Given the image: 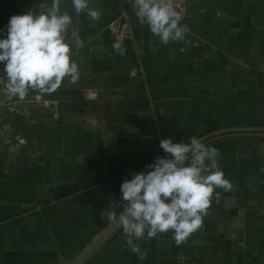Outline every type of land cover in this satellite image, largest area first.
Masks as SVG:
<instances>
[{"label": "crops", "instance_id": "crops-1", "mask_svg": "<svg viewBox=\"0 0 264 264\" xmlns=\"http://www.w3.org/2000/svg\"><path fill=\"white\" fill-rule=\"evenodd\" d=\"M39 2L0 0V38ZM120 2L89 0L100 18L77 23L63 0L85 44L77 83L19 100L0 64V264H71L110 225L121 183L165 155L160 139L264 127V0H185L190 31L167 45ZM206 145L233 188L198 232L137 241L141 260L119 228L85 264H264V135Z\"/></svg>", "mask_w": 264, "mask_h": 264}, {"label": "clouds", "instance_id": "clouds-1", "mask_svg": "<svg viewBox=\"0 0 264 264\" xmlns=\"http://www.w3.org/2000/svg\"><path fill=\"white\" fill-rule=\"evenodd\" d=\"M141 25L160 42L182 41L190 31L182 24L183 16L173 0H129ZM76 22L84 15L92 21L100 18L99 10L89 6V0H71ZM74 17L64 10L63 0H40L23 14L12 15L6 26V38H0V64L6 76L8 92L25 100L29 91L55 93L65 80L75 84L80 69L73 60L74 50L85 47L79 29L73 27ZM120 55L125 49L114 42ZM10 148L15 151L25 143ZM165 153L120 185L121 199L112 198L104 210L110 225L122 229L127 246L138 259H145L136 243L162 233H173L177 245L198 232L209 214L213 199L219 202L222 189L230 192V179L218 164L219 149L206 145L202 139L190 136L188 142L160 139ZM117 209H120L117 212Z\"/></svg>", "mask_w": 264, "mask_h": 264}, {"label": "water", "instance_id": "water-1", "mask_svg": "<svg viewBox=\"0 0 264 264\" xmlns=\"http://www.w3.org/2000/svg\"><path fill=\"white\" fill-rule=\"evenodd\" d=\"M261 135H264V127H240L214 131L201 137L200 139H202V141L207 144L215 140L232 136ZM118 229L119 227L115 225H109L71 264H85V262L91 257V255H93L106 241H108Z\"/></svg>", "mask_w": 264, "mask_h": 264}, {"label": "built area", "instance_id": "built-area-1", "mask_svg": "<svg viewBox=\"0 0 264 264\" xmlns=\"http://www.w3.org/2000/svg\"><path fill=\"white\" fill-rule=\"evenodd\" d=\"M120 3H121V6L123 8H125V10L123 11V16L124 17L126 15L127 11L132 10L134 12V10L131 8L129 0H121ZM173 3L176 5L177 11H181L183 9V7H184L185 0H173Z\"/></svg>", "mask_w": 264, "mask_h": 264}]
</instances>
